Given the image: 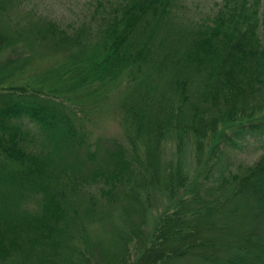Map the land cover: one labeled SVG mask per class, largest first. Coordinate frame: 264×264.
<instances>
[{"label": "trees", "instance_id": "1", "mask_svg": "<svg viewBox=\"0 0 264 264\" xmlns=\"http://www.w3.org/2000/svg\"><path fill=\"white\" fill-rule=\"evenodd\" d=\"M26 1L0 0V264H264V153L224 159L264 138V0H107L79 26ZM111 93L129 148L94 162L77 110ZM91 182L122 219L99 239Z\"/></svg>", "mask_w": 264, "mask_h": 264}, {"label": "rangeland", "instance_id": "2", "mask_svg": "<svg viewBox=\"0 0 264 264\" xmlns=\"http://www.w3.org/2000/svg\"><path fill=\"white\" fill-rule=\"evenodd\" d=\"M102 4L101 5V3ZM220 0H184L182 10L178 13L179 19L188 20L198 15H207L215 7L218 6ZM101 2V3H100ZM101 6H100V5ZM25 5L36 15H46L48 17L57 19L64 26H79L85 20L94 19L99 20L100 15L108 8L107 0H27ZM120 89L123 88H118ZM117 91V92H118ZM117 97L116 94H110L103 100L98 108L92 110L88 108V112L79 108L77 110L79 118L76 119L77 128L86 135V147L81 151V155L85 156V150L88 148L94 151L96 155V161L100 162L106 148L118 149L119 147L129 148L124 133L121 128L120 121L114 111L116 107ZM31 128L30 132V146L35 149H45L54 153L53 142L46 136V134L40 129V127L29 124ZM48 137V138H47ZM172 152V150H171ZM264 153V138L259 137L252 139L243 145L242 148H230L227 149L225 155V163L234 172H241L246 169L247 166L254 164ZM172 153L170 154V156ZM56 156V155H54ZM76 153L67 155V160L74 162ZM169 156V155H168ZM58 159V157H57ZM106 166V165H103ZM68 170L71 168L68 165ZM108 187V184L90 183L89 193L94 194L97 200L100 202V206L94 215L92 223L91 234L96 233L94 239H99L107 236L111 228H114L117 224H122L120 216L119 206L109 208L106 205L109 203V194L101 192V185ZM114 201L111 199V205ZM155 207H162V202L155 200ZM254 204V203H253ZM110 212V215H105L100 218L103 211ZM109 210V211H108Z\"/></svg>", "mask_w": 264, "mask_h": 264}]
</instances>
